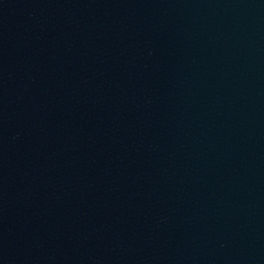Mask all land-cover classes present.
I'll return each mask as SVG.
<instances>
[{
	"label": "water",
	"instance_id": "95a60500",
	"mask_svg": "<svg viewBox=\"0 0 264 264\" xmlns=\"http://www.w3.org/2000/svg\"><path fill=\"white\" fill-rule=\"evenodd\" d=\"M0 264H264V0H0Z\"/></svg>",
	"mask_w": 264,
	"mask_h": 264
}]
</instances>
